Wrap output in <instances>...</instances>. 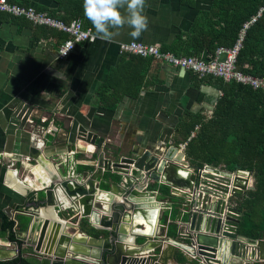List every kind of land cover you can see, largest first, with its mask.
Listing matches in <instances>:
<instances>
[{
	"label": "crops",
	"instance_id": "1",
	"mask_svg": "<svg viewBox=\"0 0 264 264\" xmlns=\"http://www.w3.org/2000/svg\"><path fill=\"white\" fill-rule=\"evenodd\" d=\"M8 1L61 20L80 10L83 20H78L90 28L93 39L75 43L66 57L58 58L57 45L67 33L0 12V153L5 155L0 157V218L6 211L14 222L21 221L16 219L18 215L26 217L35 190L42 186L38 175L56 173L58 162L63 164L70 153L78 172L92 169L84 162L93 161L99 152L105 157L112 152L127 155L130 151L151 152L167 142L175 144V125L182 112L207 116L220 94L211 85L196 82L187 70L152 57L142 62L129 60L117 47L129 40L155 46L170 43L176 33L188 28L197 10L209 7V0H194L191 7L180 0H86L84 6L81 0L79 6L74 0ZM109 73L122 91L116 92L120 98L113 106L100 102L95 94ZM140 74L137 95L124 94V90L134 92V79ZM147 183L145 189L159 200L155 205L159 208L158 239H177L178 217L180 223L185 221L179 202L185 199L172 194L168 186L167 194L159 197L162 183ZM27 221L26 217L25 226ZM136 225V231L144 234L157 227L143 220ZM24 228L18 224L14 229ZM93 230L97 234L92 236L106 235L102 229ZM63 233L77 235L75 229L65 227ZM2 238L6 237L0 236V246H14ZM135 240L140 243L145 238ZM147 250L151 248L143 251ZM21 251L31 250L21 247ZM163 257L166 264H189L169 245L164 246ZM233 262L260 263L255 259Z\"/></svg>",
	"mask_w": 264,
	"mask_h": 264
},
{
	"label": "water",
	"instance_id": "2",
	"mask_svg": "<svg viewBox=\"0 0 264 264\" xmlns=\"http://www.w3.org/2000/svg\"><path fill=\"white\" fill-rule=\"evenodd\" d=\"M117 154L105 157L99 152L93 161L84 162L92 169L78 172L73 153L63 164L58 162L56 173H50L35 190V200L28 205L31 212L24 214L28 218L25 228L15 230L16 221L12 228L15 241L2 238L14 246H0V259L15 256L25 247L31 251L23 254L36 264H166L163 251L169 245L189 264H235L234 259L253 260L254 252L264 264L262 236L250 239L238 232L240 211L232 202L236 194L252 188L250 171L206 165L196 175L183 152L171 145L163 150ZM148 180L171 191L182 190L180 196L185 200L179 204L185 221L180 223L178 217L177 239H158L159 208L155 205L159 200L145 189ZM22 188L25 191L23 184ZM5 214L9 217V212ZM82 219L87 229H102L106 235H89L80 225ZM140 220L149 226L156 223L155 232H137ZM64 227L75 229L80 236L65 235ZM137 237L146 243H137ZM146 244L150 246L143 248Z\"/></svg>",
	"mask_w": 264,
	"mask_h": 264
},
{
	"label": "trees",
	"instance_id": "3",
	"mask_svg": "<svg viewBox=\"0 0 264 264\" xmlns=\"http://www.w3.org/2000/svg\"><path fill=\"white\" fill-rule=\"evenodd\" d=\"M74 4L79 6L77 1ZM186 6H192L194 0H180ZM83 6L86 0H81ZM209 7L195 12L193 20L185 31L175 34L170 43L157 45L161 51H170L180 56L203 57L212 56L217 46L230 47L244 21L264 6V0H209ZM80 9V8H79ZM63 17V21L71 19L83 20L82 12ZM95 12V7L91 11ZM51 15V14H50ZM53 16V15H52ZM56 17V16H55ZM79 17V18H78ZM82 20H80L82 22ZM90 23H87V25ZM128 55L129 60L144 61L150 56ZM128 61V60H127ZM235 68L253 76H264V9L247 25L236 53ZM134 74L133 72H130ZM196 82H203L218 89L220 94L215 98L210 113L205 116L199 112L185 110L175 125L173 137L175 143L185 142L183 154L189 165L199 168L203 164L217 166L222 164L227 170H248L253 178L252 188L242 194H236L232 201L239 209L238 232L250 239L262 236L264 241V91L237 83L223 81L221 78L204 75L198 77L190 72ZM114 74L109 73L95 89L100 102L113 106L120 95L116 82H112ZM134 79L137 87L134 92L124 90V94L135 96L141 86L139 78ZM130 85V84H129ZM122 93V91H121ZM197 126L194 129V126ZM193 135L189 137L190 132ZM96 143V145H98ZM104 187V186H103ZM161 195L167 194V186L159 187ZM19 228H24L26 217L18 215ZM165 221V214L161 216ZM14 221L2 215L0 218V236L15 241ZM96 235L93 228L86 229ZM27 251H20L8 259H0V264H36V260ZM29 252V251H28ZM260 264V263H255Z\"/></svg>",
	"mask_w": 264,
	"mask_h": 264
},
{
	"label": "built area",
	"instance_id": "4",
	"mask_svg": "<svg viewBox=\"0 0 264 264\" xmlns=\"http://www.w3.org/2000/svg\"><path fill=\"white\" fill-rule=\"evenodd\" d=\"M264 9V6L258 8L256 13L252 15L247 21H244L237 33L235 41L230 47L217 46L212 56L204 59L203 57L195 56H177L170 51H161L157 46L153 44H146L139 41H124L117 44L118 51L121 53H131L139 55L141 57L150 56L160 62L170 65L175 68L184 69L195 73L197 76L210 75L213 77L221 78L223 81H235L237 83L250 86L251 88H257L264 91V76H253L247 73H243L235 68L234 61L236 53L241 45V40L244 34V29L249 23L260 14V11ZM0 12L7 13L10 16L22 17L34 24L44 25L52 27L67 33L68 37L63 39L56 49L58 58L66 57L73 49L75 43L79 41H90L93 39L90 28L83 27L78 19H71L69 21H63L59 18L51 17L44 12L37 11L30 6L18 5L8 0H0ZM31 122V120H28ZM197 126H194L196 129ZM49 130V129H48ZM193 135V131L190 132L189 137ZM185 142L172 144L167 142L164 146H159V149L163 150L168 145L175 146L178 150L183 152ZM5 156L4 153H0V157ZM201 165L199 168H194L192 172L196 175H200L202 171H205V166ZM211 166V165H209ZM216 167L221 170H226V167L219 164ZM235 170V169H234ZM233 170H231L232 172ZM172 194L180 196L182 190L176 189L171 191ZM254 259L256 252H254ZM253 259V260H254ZM244 261H242L243 263Z\"/></svg>",
	"mask_w": 264,
	"mask_h": 264
},
{
	"label": "bare ground",
	"instance_id": "5",
	"mask_svg": "<svg viewBox=\"0 0 264 264\" xmlns=\"http://www.w3.org/2000/svg\"><path fill=\"white\" fill-rule=\"evenodd\" d=\"M39 172V171H38ZM181 175H185L183 171L180 172ZM44 178H47V177H43V175L40 173L37 177L38 181L41 183V185H43L44 182H46L47 180L44 179ZM16 185V184H15ZM17 187V186H16ZM137 229V228H136ZM135 229V230H136ZM138 232V231H137ZM80 236V234H77L76 236Z\"/></svg>",
	"mask_w": 264,
	"mask_h": 264
},
{
	"label": "rangeland",
	"instance_id": "6",
	"mask_svg": "<svg viewBox=\"0 0 264 264\" xmlns=\"http://www.w3.org/2000/svg\"><path fill=\"white\" fill-rule=\"evenodd\" d=\"M252 183H253V181H252ZM234 197H232V199H233ZM80 225L83 227L84 225H86V222L84 221V219H82L81 221H80ZM9 254V253H8ZM9 255H11V254H9Z\"/></svg>",
	"mask_w": 264,
	"mask_h": 264
},
{
	"label": "flooded vegetation",
	"instance_id": "7",
	"mask_svg": "<svg viewBox=\"0 0 264 264\" xmlns=\"http://www.w3.org/2000/svg\"><path fill=\"white\" fill-rule=\"evenodd\" d=\"M13 257V256H12ZM11 258V257H10Z\"/></svg>",
	"mask_w": 264,
	"mask_h": 264
}]
</instances>
